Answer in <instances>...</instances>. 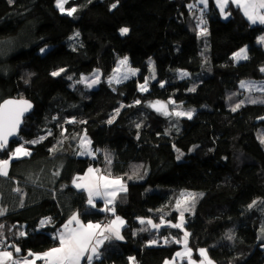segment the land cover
<instances>
[{
	"label": "trees",
	"instance_id": "16d2710c",
	"mask_svg": "<svg viewBox=\"0 0 264 264\" xmlns=\"http://www.w3.org/2000/svg\"><path fill=\"white\" fill-rule=\"evenodd\" d=\"M194 3L72 0L70 6H78L69 16L57 0H0V45L10 42L0 53V101L19 96L35 105L0 159H8L25 140L44 137L27 144L31 155L12 159L9 175L0 176L1 204L7 209L0 216L1 238L11 240L8 226L26 224V235L12 240L22 254L56 246L53 231L75 212L85 222L114 216L102 211V201L90 206L86 191L73 184L90 166H100L128 182V188L115 203V215L126 221L124 239L105 242L95 264H130L129 257L138 264H164L172 258L182 230H154L146 219L177 222L180 189L204 192L184 225L194 256L206 248L218 264H264V91L245 94L240 87L244 79L264 80V44L258 43L264 25L252 24L233 3L227 18L213 0L207 10L199 5L200 13L189 10ZM201 17L206 23L200 24ZM124 27L129 31L121 35ZM202 28L206 35L199 34ZM76 31L74 41L70 36ZM245 45L248 59L235 60L233 54ZM134 47L142 48L140 58L146 56L138 76L110 85L105 79L122 53ZM151 58L158 77L141 91ZM94 68L104 77L97 87L72 86L70 75ZM60 69L65 71L51 75ZM179 69L194 77H180ZM170 98L195 109L191 119H181L179 131L147 106ZM81 132L99 151L96 158L62 151L64 142ZM177 149L185 152L181 160ZM47 216L54 225L37 232ZM151 240L157 244L149 245Z\"/></svg>",
	"mask_w": 264,
	"mask_h": 264
},
{
	"label": "snow or ice",
	"instance_id": "6c2138e0",
	"mask_svg": "<svg viewBox=\"0 0 264 264\" xmlns=\"http://www.w3.org/2000/svg\"><path fill=\"white\" fill-rule=\"evenodd\" d=\"M67 0H57V7L61 12L65 11V3ZM235 3L238 7L243 9L244 15L252 24L259 23L260 25H264V0H215L217 7L219 8L222 15L227 18L230 13H226L225 9L229 6V3ZM199 3L204 6V8L208 7L209 0H199ZM117 5L113 4L112 8H115ZM196 5H189V8H194ZM76 8H71L67 11L69 16L73 15L76 12ZM206 23L202 17L200 19V24ZM197 25V27L200 26ZM129 29L127 27L121 28V35L127 34ZM200 35H206L207 30L202 28ZM77 36L79 33L76 34ZM260 43H264V36L259 38ZM41 52L45 50L43 48L40 49ZM233 58L237 61L239 60H247V48H241L238 52L233 54ZM120 66H125V71L121 74V68L117 67L114 69V76L110 77V82L121 83L123 80L129 79L130 76H134L137 73V69H133L128 66V58L124 57L119 61ZM65 71L64 69H60L59 71H54L51 73L52 76H59L61 72ZM264 72V68L261 69ZM183 76H187L188 73H182ZM153 79L154 76V66H153ZM71 79V77H69ZM148 78H145V85L147 84ZM87 81L86 77H82L80 83ZM99 83V76L94 73V78L87 82L86 86L88 88H92L94 85ZM145 85H141V91H146L147 88ZM241 88H246L248 90H252L256 87V85L252 82L241 81ZM163 87V85H161ZM195 89H190V91H194ZM264 90V89H262ZM252 103H256V100H252ZM264 102V101H261ZM137 104L140 103L139 100L136 101ZM169 103H175V101H170ZM243 103V101H241ZM155 108L156 111L162 112L164 115H175L177 117L187 116L188 119L192 118V111L181 112V111H173L169 113L167 110V105L163 104L160 101L155 102L150 105ZM32 105L26 100H6L3 104H0V150H3L9 144V138L17 135L20 125L22 123V118L24 114L31 109ZM240 107V104H237L232 110L236 111L237 108ZM117 110V114H118ZM115 119V117H113ZM113 119H110L108 123H112ZM74 122V121H70ZM139 127V125H137ZM51 135V133H49ZM44 137H41L40 140H32L27 141L28 144H36L43 140ZM261 143H264V137L261 138ZM91 141L87 139L86 134L81 137L80 148L81 151L79 155H92L93 151L91 150ZM50 151L54 152L55 148L50 149ZM177 151H179L177 149ZM31 155V152L28 148L24 146V144H20V146L16 147L15 150L11 153V156L8 159H0V176L7 177L9 175L8 168L12 159H19L22 157H28ZM183 153H180L182 156ZM180 156H177V159H180ZM105 160L108 164H111V158L109 155H105ZM59 175V173H56ZM111 174L103 175L100 174L99 169L89 168L87 173L82 177H76L73 180V184L78 188L87 192V203L93 208L96 207L95 200L97 198L102 199L104 201V209L102 211H108L115 215V203L117 197L120 193L126 192L127 187L122 182V178H110ZM131 179V177H129ZM82 181V182H78ZM16 191H20L16 189ZM196 195L194 193H181L180 199L176 201V208L180 212L179 223L170 224L171 227L174 228H182L184 224V213L190 211V208L195 203ZM199 195H203L202 193ZM257 202L253 201L252 204H249L248 207L252 208ZM7 212L6 208H0V216H4ZM51 222V217L46 218L40 221L41 226L46 223ZM141 224H144L145 221L143 219L140 220ZM164 221L161 219V224ZM75 224V227H71ZM125 224V221L118 215L115 216L114 219H111L107 224L101 225L98 223H82L79 219V214L74 213L67 223L63 226L64 231L59 233V247H54L49 251L44 252L43 254H33L29 252L21 259H14L12 251H0V264H8V261H12V264H35L36 260H42L45 264H81L82 261L85 264H93L94 260L100 259L102 253L100 251L101 246L105 243V241L112 240H123L124 237L121 234V228ZM147 224L151 225L153 229H159L161 224H154L151 219L147 220ZM4 225L0 224V229H3ZM147 229H141V231H145ZM264 232V228L261 229ZM2 235V233H0ZM19 235L21 237L25 236V232H20ZM189 236L188 232H184L183 243L185 246L184 252H177V257H188L189 264H197L196 261L191 259L192 250L187 246V238ZM231 235L228 236V239H232ZM168 241L165 240V243ZM179 243L180 241H176ZM157 244L156 240L149 241V245ZM15 253H20L21 248L13 245ZM199 254L203 257L202 260L199 261V264H213V261L208 257L207 250L200 249ZM29 257H34L29 259ZM130 261L135 260L134 257H129ZM165 264H169L168 261Z\"/></svg>",
	"mask_w": 264,
	"mask_h": 264
},
{
	"label": "rangeland",
	"instance_id": "374dc122",
	"mask_svg": "<svg viewBox=\"0 0 264 264\" xmlns=\"http://www.w3.org/2000/svg\"><path fill=\"white\" fill-rule=\"evenodd\" d=\"M72 0H67V2L65 3V5H64V7H65V13H67V11L68 10H70L71 8H76L77 9V6L78 5H71L70 6V2H71ZM74 14V13H73ZM77 33H79V31H76L74 34H72V36H70V38L71 39H73L74 41H76V37H78L76 34ZM262 36H264V34L263 35H261L260 37H262ZM259 37V38H260ZM259 38H258V43H260L259 42ZM260 44H264V43H260ZM6 45H10V42H5V45L3 44V45H0V53H2L1 51H2V49L6 46ZM242 48H247V53H248V45H245V46H243ZM137 49H140L141 50V52L139 51V50H137ZM143 50H142V48H140V47H134V48H130V49H127L126 51H124V53H122V55L120 56V58L118 59V62H117V64H116V66H115V68L114 69H116L117 67H120L121 68V74H123V72L125 71V66H120L119 65V61L121 60V59H123L124 57H127L128 58V66H130L131 68H133V69H137L138 71H137V73H136V75H134V76H130L129 78H132V77H137L138 76V74H139V72H140V70H141V66H142V64H143V62L146 60V56L144 55L142 58H140V55L143 53L142 52ZM239 61H243V60H239ZM153 66H154V76H155V78L153 79L152 77H153ZM148 69H149V71H148V80H147V84L145 85V81L144 82H140L139 83V89L141 90V85H145V87L148 89L149 88V84H150V80L152 81V80H156L157 79V77H158V74H157V70H156V66H155V61L151 58L149 61H148ZM59 71V70H58ZM184 72H186V73H188V75L187 76H183L182 75V73H184ZM94 73L95 74H97L98 76H99V83H97L96 85H94L92 88H95V87H97L99 84H100V82L103 80V74H102V71H101V69L100 68H94L91 72H89V73H81L80 75H70V77H71V83H72V86L73 87H78L80 84L82 85V86H85L86 88H88L87 86H86V84H87V82H90L93 78H94ZM178 74H179V76L180 77H194V75L193 74H191L188 70H185V69H179L178 70ZM114 76V70H113V72L111 73V75L110 76H108L105 80L108 82V83H110L111 85H117V84H119V83H115V82H110V77H113ZM82 77H86L87 78V81H85V82H82V83H80V82H78V81H80L81 80V78ZM123 81H125V80H123ZM122 81V82H123ZM242 81H245V82H252V83H254L255 85H256V87L255 88H253L252 90H248V89H246V88H241L244 92H245V94H247V93H250V92H252V91H264V90H262V89H264V80H256V79H244V80H242ZM240 84H241V82H240ZM241 87V86H240ZM157 101H160V102H162L163 104H166L167 105V110H168V112L169 113H172L173 111H181V112H188V111H192V116L195 114V109L193 108V107H190V106H185L182 102H176L173 98H170V99H167V100H163V99H153V100H150V101H148L147 102V106L149 107V108H151V109H153L156 113H158L159 115H161V116H163V117H165V119H166V122H167V124L170 126V128H174V129H176L177 131H179L180 129H181V127H182V124H181V119L182 118H184V117H187V116H180V117H177V116H175V115H164L162 112H158V111H156L155 110V108H153V107H151L150 105H152V104H154L155 102H157ZM170 101H175V103H169ZM83 132H81V133H79V134H82ZM81 137H83V136H81ZM81 137L79 138V143L81 142ZM76 139V138H75ZM27 141L25 140L22 144H24V146L27 148V144L28 143H26ZM70 144V143H69ZM68 144V145H69ZM195 148V145H193L192 146V148L190 149V150H193ZM179 150V149H178ZM177 153H178V156H180V153H183V155L182 156H180V159L179 160H181L182 158H183V156H184V154H185V152L184 151H182V150H179V151H177ZM159 187H157L156 189H158ZM149 190H152V189H149ZM181 193H194V194H197L196 195V199H195V203H194V205H192L191 206V208H190V211H192L193 209H194V207H196V205L198 204V202L200 201V199L202 198V196L201 195H199V194H204V192L202 191V190H191V189H180V191H178V197H177V200L178 199H180V194ZM176 200V201H177ZM175 208H176V206H175ZM176 210H177V208H176ZM178 211V210H177ZM189 212V211H188ZM75 213H77L78 214V212H75ZM185 213H187V212H185ZM184 213V214H185ZM74 214V213H73ZM72 214V215H73ZM71 215V216H72ZM70 216V217H71ZM70 217H68V219L70 218ZM4 225V228H5V224H3ZM0 229V233H2L3 234V232L5 231V229ZM12 230L11 232H12V238H11V240L9 241H6L7 239L4 237L3 239L7 242V245H8V247L7 248H12V245H13V241L12 240H14L15 239V237L17 238V237H19L18 236V232H17V228H12V227H10V226H8V230ZM260 236H263L262 234H260ZM14 238V239H13ZM0 251H3L2 249H0ZM29 253V252H28ZM13 257L15 258V259H21V258H23L25 255H27V254H22V255H16L15 253H13Z\"/></svg>",
	"mask_w": 264,
	"mask_h": 264
},
{
	"label": "crops",
	"instance_id": "0c3cea01",
	"mask_svg": "<svg viewBox=\"0 0 264 264\" xmlns=\"http://www.w3.org/2000/svg\"><path fill=\"white\" fill-rule=\"evenodd\" d=\"M196 1V3H198L199 5H201L200 3H199V0H195ZM214 1V4H215V6L217 7V5H216V3H215V0H213ZM231 3V2H230ZM230 3H229V5H230ZM233 4H235V3H233ZM203 8H204V6L203 5H201ZM209 6H210V0H209V4H208V7L207 8H204L205 10H207L208 8H209ZM218 8V7H217ZM229 6L225 9V12L226 13H230V11H229ZM219 9V8H218ZM242 9V8H241ZM220 11V10H219ZM242 11H243V9H242ZM228 16H230V15H228ZM227 16V17H228ZM223 17H224V15H223ZM257 24H259V23H257ZM239 51V50H238ZM237 51V52H238ZM247 55H248V53H247ZM110 84V83H109ZM111 85V84H110ZM86 133L85 132H83L82 134H77V135H73L71 138H69V139H67L65 142H64V144H63V147H62V151L63 152H66V153H72V152H76L77 153V155L78 156H87V157H91V158H96V156H97V154L99 153V151H97V150H95L94 149V147L92 146V140L90 139V137L86 134V136H87V139L88 140H90L91 141V150L93 151V154L92 155H79V152L81 151V148H80V143L78 142L79 141V138L81 137V136H84ZM76 138V139H75ZM70 143V144H69ZM69 144V145H68ZM18 146H20V145H18ZM18 146H16V147H18ZM15 147V148H16ZM15 148L11 151V153L15 150ZM11 153H10V156H11ZM91 168H93V169H99V171H100V174H103V175H108V173H106L103 169H102V167H100V166H90ZM89 167V168H90ZM88 168V169H89ZM87 169V170H88ZM87 170L84 172V173H81V174H79V175H77L76 177H82V176H84L86 173H87ZM75 177V178H76ZM74 178V179H75ZM110 178H117V176H113V175H111L110 176ZM119 178H121V177H119ZM78 182H82V181H78ZM122 182L126 185V187L128 188V182H126L125 180H123L122 179ZM75 186V185H74ZM76 187V186H75ZM87 193V192H86ZM96 201H102V202H104L102 199H99V198H97L96 200H95V202ZM176 206V205H175ZM0 208H5L2 204H1V196H0ZM194 209H195V207H194ZM194 209L192 210V211H189V212H187V213H192L193 211H194ZM179 212V211H178ZM187 213H185L184 214V224H183V227L182 228H179L180 230H182V234H181V237L180 238H175L177 241H180L179 242V244H180V248L177 250V252H184L185 251V246H184V243H183V239H184V232H188L185 228H184V225H185V223H186V214ZM79 214V213H78ZM115 216L116 215H114L111 219H114L115 218ZM118 216H120V215H118ZM50 216H47V217H44V218H42L41 220H44V219H46V218H49ZM124 221H125V219H124V217H122V216H120ZM179 217H180V212H179V216H178V221L177 222H173V221H170V220H168V219H166V218H161V219H163V221H164V223L163 224H161V219L158 221V222H155V221H153L151 218H148V219H146V222H147V220H149V219H151L152 220V222L154 223V224H161V227L159 228V229H154V230H160L161 228H163V227H171L170 226V224H175V223H179L180 222V220H179ZM79 219L81 220V222L82 223H98V224H101L102 226L103 225H105V224H107L110 220H108V221H105V222H98V221H89V222H85V221H83L82 219H81V217H80V215H79ZM40 220V221H41ZM69 219H66L64 222H63V224L62 225H60V226H58V227H56V229H55V231H53V234H54V236L58 239V235H59V233H61V232H63L64 231V228H63V226L67 223V221H68ZM52 221V220H51ZM54 223H55V221H53V223H46V224H44L43 226H41V224H40V222L37 224V226L35 227V230L37 231V232H39V231H43L47 226H49V225H51V226H53L54 225ZM125 225H126V221H125V224L123 225V227L121 228V234L123 235V230H124V227H125ZM150 226V228H151V225H149ZM13 227H16L17 228V232H18V236H20L19 235V233L20 232H25L26 233V230H27V226H26V224H22L20 227H18L17 226V224L16 223H14L13 225H12V228ZM71 227H75V224H73ZM151 229H153V228H151ZM189 233V232H188ZM189 235H190V233H189ZM0 238H1V235H0ZM105 242H107V241H105ZM103 246V245H102ZM102 246H101V248H102ZM187 246H188V248H190L191 249V247L189 246V236H188V238H187ZM54 247H59V239H58V244L56 245V246H53V247H50V248H48L47 250H45V251H41V252H33V251H28V252H31V253H33V254H43L44 252H46V251H49L50 249H52V248H54ZM101 248H100V251H101ZM0 249H1V247H0ZM200 249H205V250H207L206 248H199L198 250H197V257L196 256H194V251H193V249H191L192 250V252H191V259L193 260V261H196L197 262V264H199V261L200 260H202L203 259V257H201L200 256V254H199V250ZM2 250L3 251H5V250H7V251H12L13 253H15V251H14V248H6V249H3L2 248ZM28 252L26 253V254H28ZM176 252V253H177ZM176 253L174 254V256L172 257V258H170V259H167L166 261H168L169 262V264H178V263H180L181 261H183V260H186L187 262H188V264H189V260H188V257H186V256H184V257H177L176 256ZM16 254V253H15ZM207 254H208V251H207ZM19 255H22V253L21 254H19ZM14 256V255H13ZM208 257L213 261V264H218L216 261H214L211 257H210V255L208 254ZM14 258V257H13ZM32 258H34V257H29V259H32ZM101 258V257H100ZM15 259V258H14ZM98 260H100V259H98ZM95 261L96 260H94L93 261V264H95ZM165 261V262H166ZM44 261H42V260H36V262H35V264H41V263H43ZM8 264H12V261H8ZM44 264H45V262H44ZM81 264H85V262L84 261H82L81 262ZM130 264H138V262L136 261V260H134V262L133 261H131L130 262ZM165 264V263H164Z\"/></svg>",
	"mask_w": 264,
	"mask_h": 264
},
{
	"label": "water",
	"instance_id": "95a60500",
	"mask_svg": "<svg viewBox=\"0 0 264 264\" xmlns=\"http://www.w3.org/2000/svg\"><path fill=\"white\" fill-rule=\"evenodd\" d=\"M6 100H26V101H28V102L32 105V107H31V109H29L28 112H26V113L24 114V117L22 118V123H21V125H20V128H19V131H18L17 135L14 136V137H10V138H9V144L7 145V147H6L5 149H3V150H0V151H4V150L8 149V148L10 147L11 143H12L15 139H18V138H19V136H20V132H21V129H22V127H23V125H24V122H25V118H26L28 115H30V114L34 111V108H35V105H34L33 101H31L30 99H28V98H26V97H19V96H17V97H7V98L3 99L2 101H0V104H3V102L6 101ZM21 253H22V250H21L20 253H16V255H19V254H21Z\"/></svg>",
	"mask_w": 264,
	"mask_h": 264
},
{
	"label": "built area",
	"instance_id": "2783aa9c",
	"mask_svg": "<svg viewBox=\"0 0 264 264\" xmlns=\"http://www.w3.org/2000/svg\"><path fill=\"white\" fill-rule=\"evenodd\" d=\"M192 5H196V6L194 8H189L190 11H194V12H197V13H200L202 11V8L199 6V4L194 3ZM51 220H52L51 223H53V219L52 218H51ZM0 247H2V248H7L8 247L7 242L3 238H0ZM41 264H44V262L41 263Z\"/></svg>",
	"mask_w": 264,
	"mask_h": 264
},
{
	"label": "clouds",
	"instance_id": "9594fccd",
	"mask_svg": "<svg viewBox=\"0 0 264 264\" xmlns=\"http://www.w3.org/2000/svg\"><path fill=\"white\" fill-rule=\"evenodd\" d=\"M13 246V245H12ZM2 248V247H1ZM13 248V247H12ZM3 249H6V248H3Z\"/></svg>",
	"mask_w": 264,
	"mask_h": 264
}]
</instances>
